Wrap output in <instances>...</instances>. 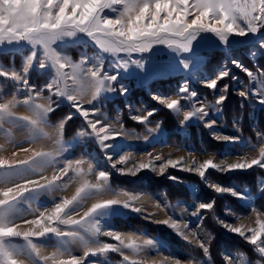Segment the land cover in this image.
Segmentation results:
<instances>
[{
  "label": "snow or ice",
  "instance_id": "6c2138e0",
  "mask_svg": "<svg viewBox=\"0 0 264 264\" xmlns=\"http://www.w3.org/2000/svg\"><path fill=\"white\" fill-rule=\"evenodd\" d=\"M247 37L254 38L250 43L257 49L250 54L264 57V0H0V53H24L19 67L14 56L7 65L0 61V264H113L109 253L121 257L116 264H147L153 252L161 258H153L151 264H208L210 240L206 242L188 222L172 215L157 223L189 245L195 241L193 251L199 248L203 260L191 253L183 259L165 254L168 244L163 239L109 230L108 218L123 215L122 209L142 211L136 206L140 196L114 188L112 173L99 170L90 153L77 158L70 150L81 140L94 141L109 161L119 157L111 167L128 176L144 170L156 172L155 161H163L158 166L160 175L169 168H179L197 175L218 195L228 194L251 203L249 191L211 180L210 170L231 173L264 169V133H257L255 144L244 142L246 152L231 163L227 162L231 155L227 151L221 153L219 162L213 156L203 162L195 158L188 162L182 157L165 160L148 153L147 162L117 168V164H128L132 153L120 155L123 145L108 143L125 135L124 125L118 117L112 120L104 115L100 107L112 94H128V87L121 82V70L142 81L155 76L157 67L152 56L142 54L157 49L154 55H160L158 46H162L171 53L168 70L183 72L185 82L178 89L182 95L173 98L157 94L152 98L180 117L185 127L190 122H203L213 130L216 141L239 143V136L214 132L217 119L210 116L222 113L230 91L229 84L221 81L242 84L239 97L251 107L264 109V66L249 67L232 57L230 64L245 74L246 81H240L227 63L206 76L201 71V50L206 45L223 46L225 56L230 57L239 43L233 38ZM89 43L96 49L90 57L74 60L65 51L70 45ZM134 53L141 57L133 59ZM133 68L135 71H130ZM36 70L48 76L42 86L30 83V74ZM194 78L212 92L213 99H201L189 86ZM64 102L71 111L53 124L51 114ZM155 114L156 109H151L131 119L147 124ZM76 115L82 118L83 126L72 141H67L66 126ZM237 123L234 120L233 125ZM18 134L25 140H18ZM41 141L46 143L32 147ZM25 142L29 147L23 146ZM9 148L19 151H13L11 158L2 155ZM20 152L29 155L17 158ZM253 152L256 155L249 159ZM50 168L51 178L44 174ZM73 183L78 186L70 198L53 197L50 204L33 208L42 195L64 192ZM258 188L264 195V177ZM89 200L94 202L83 210ZM214 206V200L199 202L191 215L202 221V212H211ZM156 207L167 212L170 205L157 203ZM252 211L256 212L255 226L215 217L227 232L252 246V256L239 250L234 255L225 253L224 264H264V208L253 207ZM101 237L116 243L104 242ZM47 249L51 251L45 254ZM78 250L82 255L76 254Z\"/></svg>",
  "mask_w": 264,
  "mask_h": 264
},
{
  "label": "crops",
  "instance_id": "0c3cea01",
  "mask_svg": "<svg viewBox=\"0 0 264 264\" xmlns=\"http://www.w3.org/2000/svg\"><path fill=\"white\" fill-rule=\"evenodd\" d=\"M73 46L74 45H70L68 48L65 49V51L74 60H79L81 57H88V56H86V54L81 53L82 51L78 52L77 50L73 49ZM17 54H19V53H17ZM23 55H24V53L19 54V56H20L19 66L21 64V60L23 58ZM31 73H36L37 75L40 76L43 72L41 70H36V71H32ZM47 79H48V76L46 74V79L38 86H42L46 82ZM154 80H156V79H153V80L147 82L146 84L141 85L140 87H143V89H145L147 87V84L151 83ZM133 83H134L133 87L136 88V86H138V84L134 80H133ZM34 85H36V84H34ZM211 94H212V92H211ZM160 95H163V94H160ZM168 96H172L173 98L176 97L174 94H171ZM118 98H121V99L124 98L125 99V95L112 94V98L104 101V103L100 107H101V110L104 113V115L108 116L112 120H115L118 117L120 123H122L124 125V122H123V116L124 115L116 107V105H117L116 100ZM147 98L151 99L152 102H155L158 105L159 109L161 108V109L165 110L168 113V115L170 116L171 121H166V123H164V120L162 117H158V118L156 117L154 119L153 118L151 119V117H150L149 122L147 124H139L136 121L128 119L130 121V123L128 124V128H126L124 126L125 135L117 138V141H108V143H110V144L119 142L123 145V148H122V151L120 152V155H126L129 152L132 153L133 159L128 164L123 165V167H126V168L131 167L132 163H139L141 161L147 162L148 161L147 159L148 158L150 159V157L147 155V152L152 153L153 157L155 155H161L163 157L164 146H162L161 143H164L165 140H166V144H167L166 147L167 148H169V147L173 148V147H176L177 145L180 144V135L178 133L179 131H177V128H178L177 117H175L173 114L169 113V111L167 109H164L163 106L159 105L152 97L147 96ZM211 98H212V96L210 95V97L208 99H211ZM62 106H67V103L66 102L62 103L59 108H61ZM249 108H251L250 112L248 113L249 125H250L253 133L256 135V140H257V133H260L258 128H257V116H258L259 109H258V111L256 110V105H255V107L250 106ZM146 112L147 111L142 112V114H146ZM65 115L66 114H63V115L59 116L55 121H51V122L54 124L58 120L63 118ZM75 118L79 119L83 124L82 118H80L78 115H76ZM215 118L217 120L219 119L222 121L224 128L234 129L236 131L237 135L241 138L242 142L250 141L249 139H244L241 135L240 128H241V123H242V118H243L242 110H241L240 115L238 117H233L231 119V127H227V125L225 124L224 117H223V111L221 114L215 115ZM234 120H238V123L236 124V126L233 125ZM157 124H159V127H157ZM199 124H200L199 126L190 125L187 127V129L189 131V140L188 141L193 146V148L196 151H199L201 148V151H203L206 154L223 152L225 150L224 145L221 142L213 141L212 139H210L208 137V134H210L211 131L208 128H206L204 126V124H202V122ZM165 125H167L169 127L173 125L174 127L172 128V130L167 131V129L164 127ZM191 126L196 128L194 131V134H195L194 137L198 141L197 145H195L191 142V129L189 128ZM117 127H119V126L117 125ZM80 128L81 127H79L73 133V135L71 137L65 138V139L67 141H72L76 137V133ZM149 129H152V131H149ZM197 130L200 131L199 136H197V134H196ZM202 132L212 142L221 144L222 149L217 151V152H208L203 147V145L200 143V138H201ZM17 139L20 141H24L25 137L21 134H18ZM44 143H46V142L41 141L37 145H32V147H39L40 144H44ZM23 146L29 147V144L25 142V143H23ZM8 150L10 152L17 151V150L19 151L18 148H15V149L9 148ZM70 151H71L72 156L77 157V158L80 157L81 155L87 157L88 154L90 153L91 156L93 157L94 164L99 165V170L107 169L108 171H110L112 173L111 184H112V181H115L116 184H118V185H121V184H124V185L125 184H140L142 180H144V181L145 180L146 181H148V180L149 181L150 180L167 181V182H170L174 185H181L187 190V194H188L187 199H175V200L171 201L167 197L165 192H155V193L143 192L144 190H141V189H143V186H141V185H140V189L131 188V190H128L125 188L114 187L120 191L127 190L131 193L139 195L140 200L137 202L136 206L141 207L142 211L139 213H136V212H132L130 209H122L121 211L124 213L123 215L108 218V223L111 225V229H109V230L114 229V230H118V231H122V232H126V233L127 232H136L137 234L143 233V234H145V238L163 239L168 244V248H167L165 254L170 252L174 256L183 259V258H187L190 253L185 252L177 244L173 243L170 239V236L175 237L177 240H179L180 242L184 243L185 245H187L191 248L194 247L195 241H193L192 245H189L187 242L182 240L179 236L175 235V233L170 228H168L167 226H165L163 224L157 223V221L164 220L168 217V215H172V216H174V218L182 219L184 222H188L191 229H193V230H195L201 234L202 239H204L206 242L210 240L209 247L211 249V245L213 242V235L209 231V229H207L204 225V220L206 219V217H209L210 220H213L217 224L218 228L220 229V231L222 232L223 235H225L227 237L238 238L239 240L248 244L243 238L239 237L236 234L229 233L223 227H221L215 219V217H217V215L211 216V215L207 214V213H209L208 211H204V212H202L204 219L201 221L198 217L192 216L191 213L196 210V205L199 202H207L205 200L197 198L199 190L203 189V190L209 191V193L213 194V196L215 198H217V197L220 198V197L226 196V197H229L232 200L236 201L237 203H239L243 208L250 209V212L248 214L244 215V214H240V213L234 211L231 208V206L226 203L224 208L222 209V214L218 217H220L221 219L233 222V219H232L233 217L229 218V216L227 215V210H230L231 213L236 214L235 217H237V218L234 217L235 218L234 219L235 224L243 223V224H246L248 226H255L254 221L256 219V212L252 211V208L254 207L255 199L261 193V192L257 191L258 181L260 180V177L257 178V180H256V194L255 195H253L250 192L249 188L238 186L235 183H231L229 186H226V187H230L231 185H233V186H236L240 189L247 190L250 192V194L253 198L252 203L250 205H244L241 201H239L238 199H236V198H234L228 194H223V195L215 194L214 192H212L211 190L206 188L203 185V183H201L199 181V179L194 177V176H185V175L175 174L179 178L180 181L173 182V181L168 180L167 178L153 179L154 176L159 177L158 170L156 172H153L150 170H144V171H141L140 173H138L136 176H128V175H121V174L116 175L115 171L111 167L113 161H109L107 159V156L105 155V153L100 150L99 146L94 141H91V140H89L87 142H85L84 140H81L80 142L75 144V146ZM110 151L111 150H109V152ZM20 153H21L19 155V157L21 156L20 158H24L25 156H27V153H25V154L23 152H20ZM4 154H7V152L2 153V155H4ZM28 155H29V153H28ZM9 158H11V155ZM118 158H119L118 156H113V160H117ZM178 158H179L178 154L176 155V158L174 156L171 157V159H178ZM162 162L163 161H155L157 168ZM255 169H257V168H255ZM47 171L44 174L48 175L49 178H51L52 169L50 168ZM210 172H212V171H210ZM245 172H248V171H244V172L243 171H234V172L228 173L227 175H224V176H228V175H231L234 173H245ZM262 172H264V171H262ZM169 175H171V173H169ZM180 176H184V177H188V178L197 180V182H193V181H190L187 179H182V178H180ZM210 178H211V176H210ZM77 186H78L77 184L73 183L64 192H55V193H52L51 195H42L40 197V199L35 204H33V208H35L41 204H45V203L50 204L53 197H55L56 199H59L61 196H67L70 198L71 195L74 194ZM189 186L194 187V190L190 189ZM103 198L104 199H110L112 197L111 196H104ZM122 199H124V197H122ZM210 201H212V200H210ZM93 202L94 201H92V200L86 201L83 205V210H87V208L90 207L91 203H93ZM157 203H160L162 205L167 203L170 205V207L167 209V212L162 211L160 208L156 207ZM150 213H155V215H150ZM237 215H240V217H238ZM244 216L245 217L248 216L249 218L246 221H244V218H243ZM28 218H31V217H28ZM130 218L135 220L136 221L135 223L143 222V223H147L150 226H152L156 232L155 235H151V234L147 233L145 230H141L138 228H130V229L126 230L121 225H120V227L117 226L116 221H122V220L130 219ZM198 225H199V227H197ZM101 240H103L104 242H109V243L113 242V240H111L109 237H101ZM249 246H251V245H249ZM195 250L197 251V253L200 254V257L194 256L192 254L191 255L194 256L197 260H203L204 257L202 256L201 250L199 248H195ZM50 251H51V249H47L45 251V254H48ZM225 253L233 254V255L235 254L234 252H229V251L223 249L220 253L221 258L223 257V255ZM76 254L82 255V251L78 250ZM109 257L112 259V261H115V260H117V258L119 256L115 253H109ZM153 258L159 260L161 257L156 256L155 252H153L149 256L147 264H151V261ZM208 264H213L211 261V257L208 260Z\"/></svg>",
  "mask_w": 264,
  "mask_h": 264
},
{
  "label": "trees",
  "instance_id": "16d2710c",
  "mask_svg": "<svg viewBox=\"0 0 264 264\" xmlns=\"http://www.w3.org/2000/svg\"><path fill=\"white\" fill-rule=\"evenodd\" d=\"M219 55V53H216ZM10 53H0L1 61L5 65L8 64L7 57L10 56ZM15 64L16 66L20 62V56L15 54ZM247 63L246 61H244ZM31 78H30V83L36 84L37 86L40 85L45 79H42L40 76L38 77L35 73H31ZM180 76H172V77H167L163 79H158L150 83L149 85V90L151 92H156V91H161L164 95H171L174 94L175 90L178 87ZM223 84V83H222ZM201 94H205V91H200ZM231 90L227 93L228 99L225 101V104L223 105V117L225 124L227 127H231V119L233 117H238L241 112V108L239 105V99L235 96H233L231 93ZM130 102L135 101L136 104L140 105V103H144L147 108L149 109H156V105L147 98L145 91L144 90H139L137 88L133 89L130 91ZM140 101V103H139ZM251 108L245 106L242 109L243 113V118H242V123H241V135L244 139H249L252 143L256 142V135L253 133L251 130V127L249 125V120H248V113L250 112ZM69 112V109L66 106H62L61 108L57 109L54 113L51 114L50 120L55 121L59 116L63 114H67ZM158 118L162 117L164 120V123L166 121H171L170 116L168 113L163 110V109H158L156 110V114L151 117L153 118ZM123 122L124 126L128 128V124L130 121L123 116ZM83 124L82 122L74 118L72 121H69L67 126H66V134L65 138H69L73 135V133L79 128L82 127ZM167 131L172 130L174 127L172 126H164ZM191 129V142L195 145L198 144L197 139L194 137V131L195 127L191 126L189 127ZM257 128L260 133H264V109H259L258 116H257ZM200 143L203 145V147L208 151V152H217L222 149V145L218 143H214L211 140H209L205 134L202 132L201 133V138H200ZM211 173V178L215 181H218L224 186H229L231 183H235L238 186L241 187H247L249 188L250 192L255 195L256 194V180L257 178L264 177V173L259 170V169H252L248 172L245 173H234L228 176H219L213 172ZM182 179H187L193 182H197V180L180 176ZM141 186H143L144 190L143 192H150V193H155V192H165L167 197L173 201L175 199H187V190L181 186V185H174L170 182L167 181H154V180H148L144 181L142 180L140 183ZM112 186L116 188H125L128 190H131V188L128 186V184H121L118 185L116 184L115 181H112ZM197 198L205 200V201H210L214 200L215 201V206L213 211L207 213L209 215H217L220 216L222 214V209L224 208L225 204H229L231 208L240 213V214H248L250 212V209L248 208H243L239 203L236 201L232 200L229 197H220V198H215L213 194L209 193V191L206 190H199V193L197 195ZM254 207L258 210H262L264 208V195L260 193V195L255 199L254 201ZM117 226L120 227V225L128 230L130 228H138L141 230H145L147 233L151 235H155V230L152 226H150L147 223L143 222H138L135 223L136 221L133 219H126L122 221H116ZM204 225L213 235V242L211 245L210 249V257L211 261L213 264H224L222 258H221V251L223 249L229 251V252H234L236 253L237 250L243 251L247 253L249 256H252V247L249 246L248 244L244 243L243 241L239 240L238 238L235 237H227L222 234L220 229L218 228L217 224L213 221L210 220L209 217H206L204 220ZM170 239L173 243L177 244L182 250H184L187 253H191L194 256L200 257V254L197 253V251H193V248L185 245L184 243L180 242L177 240L175 237L170 236ZM255 258V257H254Z\"/></svg>",
  "mask_w": 264,
  "mask_h": 264
},
{
  "label": "rangeland",
  "instance_id": "374dc122",
  "mask_svg": "<svg viewBox=\"0 0 264 264\" xmlns=\"http://www.w3.org/2000/svg\"><path fill=\"white\" fill-rule=\"evenodd\" d=\"M233 39H238L239 40V43H237L235 45V47H234V49H233L232 54H231L230 57H226L225 56V52H224L223 46L212 47V46H207L206 45V46H204L202 48L201 55L203 57V64L201 65V71L206 76L213 75L215 72H217L219 70V66L222 63H227V66L230 68V70L234 74H236L239 77L240 81H246L247 80V77L245 76V74L243 72H241L239 69H236L235 67H233L230 64L229 61H230V59L232 57H234V58L242 61L243 63H245L244 61H246L247 63H245V64L248 65L249 67H253V65H255L257 67L264 66V57H260V56L253 57L250 54L251 52H254V51L257 50L253 46V44L250 43V41H252L254 38L247 37V38H233ZM73 45H74L73 46V49L77 50L78 52H81L82 51L81 53L86 54V56H88V57L92 56L93 53L96 51V49L90 43L89 44H73ZM158 47H159L160 55H154V53L157 51V49H153V53H144V54H142L144 57L152 56V63L157 67V74L155 76H153L150 80L142 81V80L138 79L135 75H129L127 73H124L121 70V82L124 85H126L128 87V89H130V90H129V93L127 95H125V99L124 98L123 99L118 98L116 100V102H117L116 107H117V109L120 112L123 113V115L127 119L133 120V119H131V117L133 115H141L142 112L151 110V109L147 108V106L143 102L140 103V101H139L140 105L136 104L135 101H131L130 102V99H129L130 98V91L133 90V89H135V87H133V84H134L133 83V80L136 81V83L138 84V86H136L137 89L144 90L146 96L153 97L154 95L163 94V93L161 91L151 92L149 90L150 83L147 84V87L145 89H143V87H140V86L146 84L147 82H149V81H151L153 79L158 80V79H163V78L172 77V76H180L181 78L179 80L178 87H177V89L174 92V95L175 96L182 95V94H179L178 89L185 82L184 73L183 72H178L177 73V72H171V71H169L168 70V65L170 63L171 53H169V51L167 49L163 48L162 46H158ZM5 53H7V52H5ZM216 53H219V55L216 54ZM10 54L11 55L7 57V60L8 61L10 60L11 57H13L17 53H10ZM19 54H22V53H19ZM19 54H17V55H19ZM140 57H141V54H139V53H134L133 54V59H138ZM0 61H1V57H0ZM19 63L17 65V67L19 66ZM130 71L134 72L135 69L134 68L133 69H130ZM37 76L39 77V75H37ZM40 77L42 79H46V73H42L40 75ZM30 78H31V75H30ZM222 83L223 84H229L230 90H231L230 93L233 96H235V97H237L239 99V105H240L241 110L245 106L250 107L249 106V102L248 101H243L239 97V95H238V91L242 87V84L237 83V81H231V80H227V79L224 80V81H221V84ZM189 86L192 89L196 90L199 93L201 99H203V98H205L207 96H208L207 98H209L210 95L213 98V95L211 94V91L209 89L203 87L202 84L199 82V80H197V79L194 78L190 82ZM199 90L200 91H205L206 93L205 94H201L199 92ZM149 100H151V99H149ZM153 103L156 105V110H158L159 109L158 105L155 102H153ZM242 104L244 105L243 107L241 106ZM67 108L69 109V107H67ZM258 109H261V108H260L259 105L258 106L256 105V110L258 111ZM69 111H71V110L69 109ZM210 118H215V115L210 116ZM177 121H178L177 131H179L178 133L180 135V144L177 145L176 147H173V148L172 147L167 148L166 147V145H167L166 144V140L164 141V143H161V145L164 146V148H163V157H164L165 160L168 159V158H171L172 156H174L176 158V155L177 154L179 155V158L182 157V158H184L188 162H190L193 158L197 159L200 162H203L205 159H208L210 156L215 157V159H216L217 162H219V160L222 159V157H221V153L222 152L221 153H210V154H206L203 151H201V148H200L199 151H196L193 148V146L188 141L189 140V131H188L187 127H185L184 125L181 124V122H180L181 121V118L180 117H177ZM199 123H201V122H190V125L199 126L200 125ZM202 124H204V123L202 122ZM210 131L211 132H210V134H208V137L210 139H212L213 141H216L213 138V134H212L213 133V130H210ZM214 132L216 134H220V135L238 136L237 133H236V131L234 129H226V128H224L222 121L219 120V119L217 120V125L214 128ZM196 134H197V136H199L200 131L197 130ZM2 142L3 141L0 140V143H2ZM255 143H257V140H256ZM222 144L225 147V150L223 152L227 151V152L231 153V155L228 157V161H227L228 163L234 162V160L236 159L237 156L243 155L246 152L245 143L242 142V141H240L239 143H236V144H224V143H222ZM148 153L149 152H147V154ZM11 154H12V152H10L8 150L7 151V154H4V156L5 155L8 156V155H11ZM254 155H256L255 152L251 153L249 155V159H251L252 156H254ZM115 161L116 160H113V162H115ZM117 168H125L126 169V167H123V165H120V164H117ZM257 169H259V168H257ZM113 170L115 171V174L116 175H119L120 174L115 169H113ZM157 170H158V168H157ZM259 170L264 171V169H259ZM210 171H212V172H214V173H216L217 175H220V176H224V175H227L228 174V173H217L214 170H210ZM169 173H171V176H175V177H177L175 174H180V175H185V176H194V177H196V178L199 179V177L197 175H195L194 173H189L187 171H181V170H179V168H175V169L174 168H169V169H167V171H166V173L164 175H160L159 174V171H158L159 177L154 176L153 179L167 178L168 180L173 181V182L180 181L179 179L178 180H175V181L169 179L168 178ZM211 180H213V179H211ZM199 181H200V179H199ZM259 182H260V180L258 181V184H259ZM201 183H203V182H201ZM203 185L206 188H208L204 183H203ZM128 186L130 188L140 189V184H128ZM230 187H232L234 189H239L241 191H244L243 189H240V188H238L236 186H233V185H231ZM189 188L192 189V190H194V187H192V186L191 187L189 186ZM208 189L211 190L210 188H208ZM257 191L260 192L259 188H257ZM212 192H214V191H212ZM239 201H241V200H239ZM241 202L244 205H250L252 203V201H251V203H249L247 201H241ZM227 215L229 216V218H232L233 217L232 218L233 219V222H234V219L237 218V217H235L236 214L231 213L229 210H227ZM237 216L240 217V215H237ZM262 217L261 218L264 219V216H262ZM243 218H244V221H246L249 217L248 216H246V217L244 216ZM112 243H116V241H113ZM120 259L121 258L118 257L117 260L113 261V264H116V261H119Z\"/></svg>",
  "mask_w": 264,
  "mask_h": 264
},
{
  "label": "bare ground",
  "instance_id": "6f19581e",
  "mask_svg": "<svg viewBox=\"0 0 264 264\" xmlns=\"http://www.w3.org/2000/svg\"><path fill=\"white\" fill-rule=\"evenodd\" d=\"M17 151H18V150H17ZM20 154H21V153H20ZM20 154H19V155H20ZM22 154H23V153H22ZM24 154H25V153H24ZM24 154H23V155H24ZM23 155H22V156H23ZM27 155H28V153H27ZM6 157H8V158H9V157H10V155H8V156L6 155ZM20 157H21V156H20ZM20 157H19V158H20ZM17 158H18V157H17ZM47 172H48V171H47ZM45 173H46V172H45Z\"/></svg>",
  "mask_w": 264,
  "mask_h": 264
}]
</instances>
